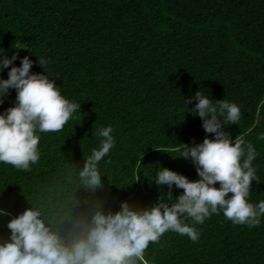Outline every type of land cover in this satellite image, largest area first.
Masks as SVG:
<instances>
[{
  "label": "trees",
  "instance_id": "trees-1",
  "mask_svg": "<svg viewBox=\"0 0 264 264\" xmlns=\"http://www.w3.org/2000/svg\"><path fill=\"white\" fill-rule=\"evenodd\" d=\"M0 49V59L18 52L15 66L28 56L34 73L44 72L39 57L48 60L49 78L81 104L62 131L37 132L40 159L29 170L0 162V211L7 213L0 215V243L10 239L8 222L31 207L70 238L74 222L90 221L97 203L105 213L123 201L133 209L161 198L175 203L183 189L173 186L169 199L168 186L154 177L164 167L199 179L193 162L178 156L181 144L214 137L187 112L196 101L186 107L185 99L198 90L240 107L238 124L224 130L253 145L260 182L253 180L249 200H264V0H0ZM15 97L10 89L0 113ZM109 126L115 144L98 163L104 188L92 192L78 173L100 147L99 130ZM260 221L236 225L222 211L203 224L186 218L198 241L168 231L149 244L145 259L264 264V215Z\"/></svg>",
  "mask_w": 264,
  "mask_h": 264
},
{
  "label": "clouds",
  "instance_id": "clouds-1",
  "mask_svg": "<svg viewBox=\"0 0 264 264\" xmlns=\"http://www.w3.org/2000/svg\"><path fill=\"white\" fill-rule=\"evenodd\" d=\"M3 52L0 49V54ZM17 58L18 52L0 59V71L11 66L8 78H0V103L10 89L16 90L14 106L0 113V162L27 171L40 159L37 132L62 131L81 104L61 94L45 72L48 60L39 57L44 72L34 73L28 56L15 66ZM193 100L195 106L187 112L199 116L204 131L214 137L206 135L202 143L192 146L181 144L178 156L193 162L199 179L190 180L164 167L154 177L157 185L168 186L169 199L173 197V186L183 189L175 203L169 205L161 198L155 205L133 209L123 201L114 213H105L97 203L90 221L74 222L77 232L70 238L54 230L51 221L46 223L38 207L28 208L8 222L11 236L0 243V264H149L146 249L168 231L198 241L200 233L185 223L186 218L203 224L206 218L222 211L233 224L259 226L264 200L258 204L249 200L253 180L260 182L253 167L257 153L251 143L239 137L233 139L224 130V125L238 124L240 107L224 99L214 103L200 90L185 99L186 107ZM112 131L111 126L99 130L103 138L100 147L92 150L78 173L81 184L92 192L104 188L98 163L114 147ZM6 214L0 211V215Z\"/></svg>",
  "mask_w": 264,
  "mask_h": 264
}]
</instances>
